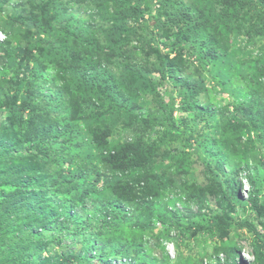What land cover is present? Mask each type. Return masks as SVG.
I'll return each mask as SVG.
<instances>
[{
	"label": "trees",
	"instance_id": "obj_1",
	"mask_svg": "<svg viewBox=\"0 0 264 264\" xmlns=\"http://www.w3.org/2000/svg\"><path fill=\"white\" fill-rule=\"evenodd\" d=\"M8 1L0 0V12ZM29 2L32 6L29 15L0 19V29L9 36L6 43L0 44V58L4 54L8 57V66H16L18 85L31 78L26 96L19 105L13 104L10 109L15 115L20 113L16 120L18 126L33 122L39 113L48 115L49 112L65 111L67 114L57 121L58 129L49 126L42 131L33 128L34 132L27 136L23 133L19 147H10L12 150L6 154L44 157L50 164L59 167L67 163L72 168L71 173L62 168L58 170L62 176L60 182L50 178L39 181L45 182L43 185L50 191L56 190L57 197L65 199L70 195L79 201V205L74 204L71 208L88 209L87 199L97 206L96 219L104 225L98 231V236L105 231H112V234L119 231L118 237L122 239L127 236L124 225H129L135 237L131 238L125 250L113 249L110 256L132 259L134 264H139L145 247L142 239L157 225L166 231L177 227L180 233L189 238L206 230L225 234L234 226L224 213H212L209 220H206L207 214H192L187 216L186 221L178 213L170 214L167 201L158 196L164 189L176 186L172 180H168L170 184H167L163 180L167 176L156 171L158 148L146 141L145 133L137 131L143 126L132 123L131 130L136 132V138L123 143L112 142L114 125L104 130L91 129L90 123L98 119L106 123L103 115L127 118L134 114L141 107V96L157 93L160 82H172L174 90H177L171 119H174L178 98L182 99L178 109L195 115L193 121L184 120L186 126L180 134L177 133L179 126L169 125L170 138L174 139L171 145L180 143L177 148L169 147L170 151L163 157V160L170 161L169 168L178 174H187L192 155L200 152L205 155L204 162L216 178L214 187L220 192L222 200L231 197L237 205L257 207L258 202L264 199L262 175L248 176L247 181L254 190L247 201L237 189L244 187L242 173L249 170L242 163L247 157V149L242 147L244 137L248 135L250 142L264 144V0H160L162 9H157L158 18L153 19L152 16L153 20L145 19L140 0ZM84 6L94 13L81 15L74 11L75 7ZM148 6L151 14L153 0H148ZM97 17L101 25L97 24ZM74 20H78L76 27L69 26ZM131 20L136 21L137 25L132 24ZM80 23H86L87 28L79 26ZM90 29L97 32L96 37L86 36ZM63 33L74 37L73 45L63 37ZM16 34L23 37L24 48L12 47L10 37ZM164 34L166 42L161 41ZM243 38H246L244 46L236 50V55L242 56L243 60L234 61L231 47ZM170 39L174 40L171 44ZM260 42L263 43L262 53L253 57L252 52L245 48ZM161 47L171 48L172 51L165 54ZM178 47L184 55L190 53V48L197 49V52L189 54L192 56L189 62L182 56L171 57ZM137 51L143 54V61L142 56L133 61ZM152 58L156 60L152 61ZM45 63L58 69V79L61 81V85L55 86L51 97L37 92V83L43 76ZM111 65L121 71L115 73ZM192 67L196 79L192 77L193 74H187ZM152 73L160 75V82L154 83L150 78ZM235 78L247 89L234 87L232 81ZM209 82L216 90L231 93L234 100L219 108L211 103L201 104L200 97L208 92ZM74 88L83 96V101L76 99ZM47 104L51 105L49 112L44 110ZM136 118L145 122L148 129L152 128L149 120ZM82 123L89 127V134L84 132ZM187 129L190 134H187ZM253 134L256 140H253ZM163 138L160 136L159 141ZM5 156L0 153L1 159ZM238 157L241 160H237ZM98 164L104 165L107 172L103 180L97 169ZM26 172L32 176L28 179L30 183L23 178L15 180L22 188L18 195H24L23 189L41 186L36 184L38 181L30 170ZM11 174L19 177L20 170L12 169ZM220 177L221 180H217ZM138 189H143L144 195H138ZM152 192L153 197L149 196ZM181 192L197 200L187 188ZM46 199L42 197L39 201H33L43 207ZM25 202L23 206L21 200L12 201L3 215L4 226L9 228L17 227V222L28 223L25 225L27 230L33 224L29 222L36 211L30 207L28 198H25ZM62 207L67 210L68 220L63 224L66 226L78 215H74V210L73 214L68 212L70 206L66 199ZM208 210H212L211 206H208ZM197 220L203 224L197 225ZM29 232H33V227ZM262 239L264 242V236ZM174 243L177 247L181 246L177 239ZM39 251L35 249L32 255L21 259L33 264L31 259ZM18 254H13L14 259L19 257ZM198 255L194 264H203L208 254L203 250Z\"/></svg>",
	"mask_w": 264,
	"mask_h": 264
},
{
	"label": "rangeland",
	"instance_id": "obj_2",
	"mask_svg": "<svg viewBox=\"0 0 264 264\" xmlns=\"http://www.w3.org/2000/svg\"><path fill=\"white\" fill-rule=\"evenodd\" d=\"M140 2L141 8L145 11V19L153 20L158 18L157 9H162L160 0H153L154 9L151 14L149 12L148 0H140ZM29 3V0H9L4 6L3 11L0 12V19H12L20 15H29L32 10V6ZM74 11L80 12L81 15L87 13L91 15L94 13L90 8L85 6L82 8L75 7ZM77 21L70 22L69 26L76 27ZM96 22L97 24H102L98 17L96 18ZM131 22L137 25L136 21L131 20ZM79 26L87 28L86 23H80ZM16 35L10 37L13 42L12 47L24 48L23 37L19 34ZM86 36L90 38L91 36L96 37L97 32L90 29L86 33ZM164 36L166 35L164 34L161 37V41L166 42ZM63 37L68 39L70 45H73V36H67L63 33ZM173 39H170V44L174 42ZM245 41L246 38H243V40L235 42L232 45L234 61L236 59L238 61L243 60L242 56L236 55V50L238 47L244 46ZM262 44L260 42L250 45L245 49L251 51L253 57H257L258 53H262ZM161 48L165 54L172 51L171 48ZM196 50L190 48L189 52L196 54ZM189 54L184 55L183 51L178 47L176 53L172 54L171 57L182 56L189 62L192 57ZM141 56L143 57V61V54L137 51L133 61H137ZM7 58L4 54L0 58V153L6 155L3 159L0 158V172L2 173L0 175V202H2L0 204V264H31L21 258H27L30 254L32 255L35 249H39L40 251L32 257L31 262L33 264H134L132 259L123 260L109 255L113 249L125 250L126 246L130 244L131 238L135 237L134 232L129 225H124L127 236L121 237L123 240L118 237L119 231H115L116 234H112V231H105L103 235L98 236V231L104 225L100 220L97 221L95 209L98 207L93 205L89 199L86 201L88 209L71 208L74 204L79 205V201H76L70 195L66 196L67 205L70 206L68 212L73 214L72 211L74 210V215L78 216L75 220L69 221L66 226L63 225L68 220L65 213L67 210H63L62 207L65 199L57 197L55 195L56 190L50 191L46 185H43L45 182L42 183L39 179L46 178L49 180L50 178L60 182L62 176L59 175L60 171L58 170L62 168L66 172L69 171L71 173L72 168L67 163L59 167L50 164L44 157L35 156L34 158H30L19 157L20 154H6L12 150L10 147L17 145L19 147L23 133H26L27 136L31 131L34 132L33 128L42 131L45 127L48 128L49 126L54 130L58 129V125L56 126L57 121L67 114L65 111L49 112L51 105L47 104L44 110L49 112L48 115L36 114L33 122L22 123L21 126H18L16 120L20 113H16L15 115L10 107L13 104L19 105L21 103L23 97L26 96L31 78L24 84L18 85V69L16 66H8ZM151 60L155 61L156 59L152 58ZM24 63L26 64L27 62ZM28 64L34 66L33 63ZM110 68L115 73L121 71L114 65H111ZM42 70L44 73L37 83L39 86L37 92L51 97L53 96L55 86L61 85V81L58 79V69L56 70L52 65L45 63ZM187 74L190 76L193 74L194 76L192 77L196 79L193 67ZM150 78L154 83L160 82V75L157 73L150 74ZM168 83L160 82L159 89L155 94L142 95L139 99L142 108L140 107L134 114L128 115L127 118L117 117L116 115H103L102 118L106 123L98 119L95 123H90V127L91 129L104 130L114 125L115 127L112 126V142L123 143L125 140L134 141L136 138V132L131 130L132 123L136 122L138 125L143 126V129L137 131H140L141 134L145 133L146 141L150 144H155L156 148H158L159 157L157 158L156 171L167 176L163 178L167 184H170V182H167L168 180H172L176 186L164 189L163 192L161 191L160 196H158V198L167 201L166 207L170 214L178 213L186 221L187 216L192 214H207L206 220H209L210 215L213 216L212 213H224L231 219L230 221L234 226L229 228L225 234L206 230L195 237L191 236L189 238L180 233L177 227L166 231L162 226L157 225L151 233L146 234L142 239L145 247L139 264H194V259L200 256L198 255L199 251L203 250L208 254L203 264H264V242L262 239L264 236V199L260 203L258 202L257 207H252L250 204L247 206L237 205L231 200V197L226 201L222 200L220 192L214 187L216 178L208 170L204 162L205 155L203 153L196 152L192 155L189 172L184 175L176 173L174 169H170L169 160H163L164 155L170 151L169 147L177 148L180 146L178 142L173 144V146L171 145V140L174 139L170 138L169 125L176 124V126H179L180 129L177 133L180 134L186 126L184 120L193 121L195 119L194 113H185L178 109L182 103L181 98L177 99V109L173 112L174 119H171L172 104L178 94L177 90H174L172 82ZM242 84L236 78L232 81L234 87H243L246 90L245 84ZM74 91L76 99L83 101V96L77 92L76 88H74ZM231 95V93H222V91L216 90L215 86L209 82L208 92L200 97L199 102L201 104L211 103L219 108L228 105L229 102L234 100V97ZM230 109L233 111L232 106ZM136 116L142 118L143 121L149 120L152 123V128L148 129L145 126L146 123L140 122ZM35 126L38 128H35ZM82 126L84 132L89 134V127L84 123H82ZM41 134L43 135L44 132H41ZM187 134H190L189 129H187ZM160 136L165 138L159 141ZM252 137L253 140H256L254 134ZM243 140L244 146L242 147L247 149V157L244 158L242 163L249 170L242 173L244 187L242 189L238 187L237 189L242 194L243 199L247 201L250 192L254 190L247 181L248 176L262 175L264 177V144L250 142L248 135ZM25 145L27 146V144ZM189 151L193 150L190 149ZM237 160H241V157H238ZM12 169L14 171L15 169H19L20 176L17 177L11 174ZM97 169L99 170V174L102 175L101 180L104 179L103 175L107 177L104 165L98 164ZM27 170H30V173L37 179L36 181L38 182L36 184H41V186L34 185L28 189H23L25 191L24 195H18V193L22 192V188L18 186L15 180L23 178L28 181L32 176L27 174ZM95 177L97 178V175H94ZM217 180H221V177ZM90 181L92 180L88 182ZM86 186L84 185V187ZM186 188L192 196L197 197V200L191 198L186 192H181V190ZM137 194L144 195L143 189H138ZM153 195L154 192L149 196L153 197ZM42 197L47 198L43 207L33 201V199L39 201ZM25 198L30 200V207L34 212L36 211V215L29 222V224L33 222L30 225V227H33V232H29L30 227L26 230L27 227L25 225L28 223L17 222L15 224L18 225L17 227L9 228L4 226L3 215L6 208L14 200H21L23 206L26 205ZM202 205L205 207L203 208ZM208 206H211L212 210H208ZM39 208H41V211L37 215ZM198 224H203V222H198ZM24 227L25 231H23ZM176 239L181 243L180 247H177L174 243ZM17 252H19V263V259H14L13 257V254H17Z\"/></svg>",
	"mask_w": 264,
	"mask_h": 264
},
{
	"label": "clouds",
	"instance_id": "obj_3",
	"mask_svg": "<svg viewBox=\"0 0 264 264\" xmlns=\"http://www.w3.org/2000/svg\"><path fill=\"white\" fill-rule=\"evenodd\" d=\"M8 40H9L8 34L3 29H0V44H4Z\"/></svg>",
	"mask_w": 264,
	"mask_h": 264
}]
</instances>
